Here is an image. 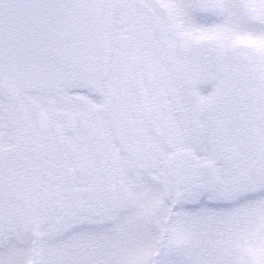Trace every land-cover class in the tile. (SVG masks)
<instances>
[{
  "label": "snow or ice",
  "instance_id": "obj_1",
  "mask_svg": "<svg viewBox=\"0 0 264 264\" xmlns=\"http://www.w3.org/2000/svg\"><path fill=\"white\" fill-rule=\"evenodd\" d=\"M0 264H264V0H0Z\"/></svg>",
  "mask_w": 264,
  "mask_h": 264
}]
</instances>
